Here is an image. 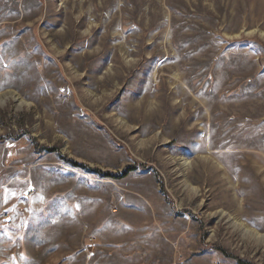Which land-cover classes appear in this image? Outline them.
Listing matches in <instances>:
<instances>
[{
    "label": "rangeland",
    "instance_id": "obj_1",
    "mask_svg": "<svg viewBox=\"0 0 264 264\" xmlns=\"http://www.w3.org/2000/svg\"><path fill=\"white\" fill-rule=\"evenodd\" d=\"M11 95L0 264H264V0H0Z\"/></svg>",
    "mask_w": 264,
    "mask_h": 264
},
{
    "label": "bare ground",
    "instance_id": "obj_2",
    "mask_svg": "<svg viewBox=\"0 0 264 264\" xmlns=\"http://www.w3.org/2000/svg\"><path fill=\"white\" fill-rule=\"evenodd\" d=\"M8 100H13V101L16 102V101H17V98H15L14 95H11L10 97H5L3 100H0V103H1L2 105H5V102L8 101ZM246 232H247L249 235L252 233V231H251L250 229H249V230L246 229ZM246 232H245V233H246ZM254 233H255V232H254ZM249 235H248V236H249ZM252 237H253V236H252ZM260 238L263 239L262 236H261ZM254 239H255V238H254ZM261 239H260V240H261ZM258 240H259V239H258ZM261 242H262V240H261Z\"/></svg>",
    "mask_w": 264,
    "mask_h": 264
},
{
    "label": "trees",
    "instance_id": "obj_3",
    "mask_svg": "<svg viewBox=\"0 0 264 264\" xmlns=\"http://www.w3.org/2000/svg\"><path fill=\"white\" fill-rule=\"evenodd\" d=\"M75 166H78L76 163H75ZM132 171H134V168L133 167H131V168H128V169H126V171H124L122 174H121V176L120 177H115V178H125V177H127L128 175H129V173L130 172H132Z\"/></svg>",
    "mask_w": 264,
    "mask_h": 264
}]
</instances>
